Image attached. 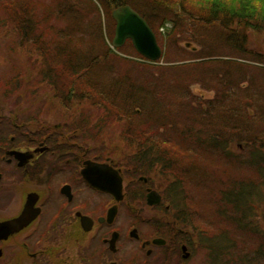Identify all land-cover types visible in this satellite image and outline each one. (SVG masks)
Masks as SVG:
<instances>
[{"label":"trees","instance_id":"1","mask_svg":"<svg viewBox=\"0 0 264 264\" xmlns=\"http://www.w3.org/2000/svg\"><path fill=\"white\" fill-rule=\"evenodd\" d=\"M207 1L0 0V27L52 96L83 114L76 122L99 130L104 113L122 123L116 149L133 173L168 169L160 175L169 200L208 264H264V53L248 46L250 32L264 36V0ZM124 4L147 20L171 64L148 62L130 42L131 51L111 47V10ZM187 40L211 49H187ZM12 78L14 92L20 77ZM193 83L214 92L206 111L189 104ZM84 105L101 111L97 121L78 110Z\"/></svg>","mask_w":264,"mask_h":264},{"label":"flooded vegetation","instance_id":"2","mask_svg":"<svg viewBox=\"0 0 264 264\" xmlns=\"http://www.w3.org/2000/svg\"><path fill=\"white\" fill-rule=\"evenodd\" d=\"M9 116L0 113V264H16L24 257L28 264H172V258L177 263L188 257V239L176 240L178 234L168 224L144 232V220L138 215L125 216L128 221L121 222L123 204L130 202L128 194L136 193V186L125 182L128 171L122 161L81 154L76 146L61 142L41 120ZM88 161L118 171V196L84 177ZM131 173L145 194L149 190L160 194L153 208H169L163 189L150 187L147 174ZM20 184L30 189L20 208L8 214L16 198L13 191ZM97 196L105 199L98 201ZM172 245L179 246L181 257L177 250L170 252Z\"/></svg>","mask_w":264,"mask_h":264},{"label":"rangeland","instance_id":"3","mask_svg":"<svg viewBox=\"0 0 264 264\" xmlns=\"http://www.w3.org/2000/svg\"><path fill=\"white\" fill-rule=\"evenodd\" d=\"M195 1L202 5L209 3L207 0ZM225 1L227 2L228 0ZM251 1H253L254 3L255 1L257 2V0ZM251 1L249 3L253 4L251 3ZM165 26L170 27L171 24L168 22ZM165 26L160 28V31L164 32L163 29L165 28ZM158 42L160 43L159 38ZM188 42L189 40L182 42L184 47L187 49L192 48L193 46L197 48L196 50H199L200 48L206 51L211 49L210 45L208 46V42L203 43L204 47H202V45H199L198 42L192 40L190 41V43L192 44L189 43L188 46H186ZM17 43L18 42L16 41L15 35L13 36L9 31H7V29L0 27V113L4 114L6 118L7 116H9V113H12L14 117H17L16 120H41L43 123H45V125L49 127V130L53 134L54 132L57 134L59 140H62L61 142L64 141L66 142V145L76 146L81 154L90 153L91 155H97L98 152H103L104 154L112 152L111 155H114L116 158L114 163H116L117 160H124L126 162L127 156L120 151V146L123 145V138H121V136L119 135V129L122 126V123L118 124L114 122V117L111 121L110 116L105 115L104 113L101 115L102 117H100V119L108 117V120H104L105 123L99 130H97L96 128H92V125L85 126L81 123L76 122L79 120H83V118L81 117L83 114H79V112H76V114H74V111L76 109L75 107L74 111H68L66 109L68 106L62 105V103L69 104V100H67V98L63 99L62 96L60 98H55L54 96H52V89L39 82V70H37V66L30 64V59H28L27 57L28 54L26 55L24 53L25 51L22 48L17 47ZM249 45L255 50L264 53V36L255 31L250 32L248 46ZM124 46L127 50L131 51V47L129 45L125 44ZM161 46L164 47V43ZM188 54L189 52L186 55ZM161 63H163L162 65L171 64V62L166 61L165 59L163 60V58ZM15 75H18V77H20V80H18V82L16 83L18 89L11 94H5L7 89H12L8 88L7 84L9 81H11V79H13L12 77H14ZM190 89V98L193 96L194 99L191 100L189 98V104L191 106H195L196 108L200 107L203 111H206L207 102L214 96V92L212 90H205L200 83L191 84ZM80 108L84 109V115H87V120L90 119V121H97V116L101 112L100 110L98 111L92 108L90 105H84L81 107L79 106V111ZM9 117L11 118L12 116ZM108 122L112 123L111 128H108ZM113 124H115L116 127H114ZM233 142L234 143L231 145V149L235 150L240 145H238L237 141ZM117 146L120 150L116 149ZM162 170L168 171V169L165 170L164 168L161 169V167H158L156 171L158 174L150 173L147 174V176L150 180V187H156L160 189L162 188L169 201L170 193L167 191L168 189H166V185L168 184L166 180L161 178L160 175ZM124 171H128V177H126L125 182L127 181L128 184L136 186V190L139 189V187H142L137 184L136 178L133 179L132 176L129 175L128 167H124ZM29 189L30 188L25 184H20L16 187V189L13 191L16 198L7 211L8 214H13L18 210V208H20L23 197L25 196V193L29 191ZM134 196L137 197V194H135ZM96 198L98 201H100L102 197L97 196ZM102 199L105 198L103 197ZM127 199L130 200L129 196ZM174 203V201H171V207L166 210L155 209L147 206L138 198H136L135 202H129L128 200H126L123 204L124 211L122 209V213L120 214L123 219V221L121 222L125 224L128 219H133L135 215H138L141 218V221L142 219L144 220L142 222V225L144 226V232H152V229H154L155 226L159 225L160 227L162 226V224L166 223L169 225L168 227L172 232H177L178 235L175 238L176 240L183 237L188 239L186 240V242L189 252L187 258L182 259L177 263V258H172L169 263L208 264L206 258V256L208 257V252H206L207 250L199 243L200 239H198L197 234H195L193 228L188 227V218L185 219L186 217H182L181 211L178 209L179 207L177 206L176 208V204ZM262 204H264V201L261 202V205ZM262 213V211H259L257 220L262 226L263 231L264 216ZM125 216L128 217V219ZM179 229L181 231H179ZM173 245L170 252H174L177 250L180 256L181 251L179 252V246L174 247ZM6 258L7 256L4 254L3 260H5ZM27 260L28 259L24 257L16 264H28ZM221 261L222 264H226L227 259L222 258Z\"/></svg>","mask_w":264,"mask_h":264},{"label":"water","instance_id":"4","mask_svg":"<svg viewBox=\"0 0 264 264\" xmlns=\"http://www.w3.org/2000/svg\"><path fill=\"white\" fill-rule=\"evenodd\" d=\"M111 15L115 20L113 47H120L129 39L136 51L142 56L152 61L161 57L162 50L157 42L156 35L142 15L130 5L113 9ZM87 169L83 171V174L93 186L109 191L115 196L120 194L121 179L114 169L95 163H91ZM92 173H95V179L90 178Z\"/></svg>","mask_w":264,"mask_h":264}]
</instances>
